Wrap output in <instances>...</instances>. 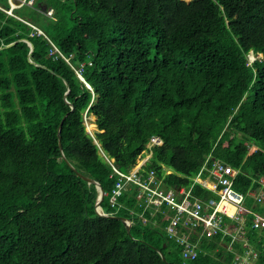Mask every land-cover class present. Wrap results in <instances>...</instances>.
<instances>
[{"label":"trees","instance_id":"16d2710c","mask_svg":"<svg viewBox=\"0 0 264 264\" xmlns=\"http://www.w3.org/2000/svg\"><path fill=\"white\" fill-rule=\"evenodd\" d=\"M21 5L10 15L0 1V264H236L246 250L264 264V230L250 227L264 213V0H34L32 17ZM63 116L70 170L101 184L103 211L130 233L97 216L95 187L83 195L59 158ZM146 152L140 173L202 201L217 192L196 178L231 165L243 237L223 214L226 232L189 231L199 250L185 259L136 187L111 203L113 166L129 172Z\"/></svg>","mask_w":264,"mask_h":264},{"label":"built area","instance_id":"2783aa9c","mask_svg":"<svg viewBox=\"0 0 264 264\" xmlns=\"http://www.w3.org/2000/svg\"><path fill=\"white\" fill-rule=\"evenodd\" d=\"M9 3V9H4V11L14 15L12 9L17 3L33 5L34 0H9ZM45 13L51 16L53 9L48 8ZM25 22L37 30V33L41 34L43 38H48L40 28L28 21ZM52 46L55 51L59 52L56 46L53 44ZM77 72L80 74L79 71ZM161 142L160 137L152 136L149 146L161 144ZM147 158L129 172H122L113 166V170L119 175V179L107 194L111 203H116L117 197L126 188L128 190L131 187H136L138 190L137 197L142 199L144 209L150 208L151 215L156 212L163 214L166 221L165 232L182 246L181 254L185 259H194L199 250L198 243L190 240L189 231L201 227V233L207 237L216 234L218 231L226 232L223 214L240 223L231 230L233 240L243 237L245 229L242 225L250 210L245 205L244 195L233 187L236 170L231 165L214 160L208 170V177L211 179L207 177L205 179L196 178L202 185L217 192V198L202 201L193 196L192 186L167 189L163 186L162 180L156 177L153 170L149 171L147 175L140 173L139 169ZM261 182L264 183V177L261 178ZM255 198L257 201H261L262 195L258 193ZM250 227L264 230V213L254 212ZM252 256H255L254 251L246 250L243 254L235 256L236 264H245Z\"/></svg>","mask_w":264,"mask_h":264},{"label":"water","instance_id":"95a60500","mask_svg":"<svg viewBox=\"0 0 264 264\" xmlns=\"http://www.w3.org/2000/svg\"><path fill=\"white\" fill-rule=\"evenodd\" d=\"M28 45L30 47L29 53H28V59L30 60V54H31L34 46H33V44L30 41H28ZM249 55H250V57L253 56L251 53ZM78 75H79L80 79L85 82V80L83 79V77L80 74H78ZM87 86H89V85L87 84ZM67 92H66V94H67ZM64 117L65 116L62 117V119H61V121H60V123L58 125V128H57V137H58V140H59V143H58L59 144V146H58L59 147L58 148V156H59V158L63 161V164H64L65 168L67 169L68 173L78 183V185H79V187H80L81 192H82L83 195L86 194V191H85V188L83 186V183H85L86 186H88L89 189L92 190L93 194L95 192H94V188L92 187V185L95 187L96 191L98 192L96 195H94V209H95V213L97 214V216L114 217V218H117V219L121 220L124 223V225L126 226L127 231L130 233V226H131L130 219H128L126 217H123V216H117V215H113V214H108V213H106V212L103 211V209H102V202H103V200L105 198V194L106 193H105V190L103 189V187L101 186V184L97 180H94L92 178H89L85 174H83V176H82L81 173H78L77 171H74V174H73L72 171L70 170L71 168L69 167L68 162L69 161L72 162V161L65 154V152L62 149L61 143H60V130H61V125H62V122H63ZM87 201H88V199L86 198L85 206H87ZM158 252L161 255L162 259L165 260V257L162 254V252L160 250H158Z\"/></svg>","mask_w":264,"mask_h":264},{"label":"rangeland","instance_id":"374dc122","mask_svg":"<svg viewBox=\"0 0 264 264\" xmlns=\"http://www.w3.org/2000/svg\"><path fill=\"white\" fill-rule=\"evenodd\" d=\"M1 2H5V3H9L7 0H0ZM188 1V0H187ZM24 4V3H23ZM22 6V10L25 14H27L28 16H35L36 15V12L34 10V8L32 6H26V5H21ZM42 18V17H41ZM249 60L252 61L254 60L255 58H261V54H258L256 56H252L250 57V55L248 56ZM95 127L94 123L92 122H86V128L88 131L91 132V130ZM151 156V153L150 152H146L144 154V156L139 160L138 164L136 165V167L143 162V160L146 158V157H149ZM166 172H170L169 170H167ZM258 192V191H257Z\"/></svg>","mask_w":264,"mask_h":264},{"label":"crops","instance_id":"0c3cea01","mask_svg":"<svg viewBox=\"0 0 264 264\" xmlns=\"http://www.w3.org/2000/svg\"><path fill=\"white\" fill-rule=\"evenodd\" d=\"M7 1L9 2V0H7ZM19 5H21V4H18V3H17V4L14 6V8H16V7L19 6ZM29 6H31V5H29ZM9 7H10V3H9ZM14 8H13V9H14ZM13 9H12V10H13ZM47 9H48V8H47ZM45 11H46V10H45Z\"/></svg>","mask_w":264,"mask_h":264},{"label":"bare ground","instance_id":"6f19581e","mask_svg":"<svg viewBox=\"0 0 264 264\" xmlns=\"http://www.w3.org/2000/svg\"><path fill=\"white\" fill-rule=\"evenodd\" d=\"M83 176V175H82Z\"/></svg>","mask_w":264,"mask_h":264}]
</instances>
